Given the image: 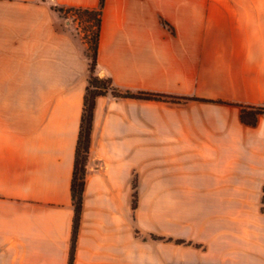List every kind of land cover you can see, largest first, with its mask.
I'll return each mask as SVG.
<instances>
[{"label": "crops", "instance_id": "obj_1", "mask_svg": "<svg viewBox=\"0 0 264 264\" xmlns=\"http://www.w3.org/2000/svg\"><path fill=\"white\" fill-rule=\"evenodd\" d=\"M53 7L99 0H0V264H69L89 62ZM97 62L179 100L97 98L72 264H264V116L240 120L264 106V0H104ZM135 178L163 214L132 209Z\"/></svg>", "mask_w": 264, "mask_h": 264}, {"label": "trees", "instance_id": "obj_2", "mask_svg": "<svg viewBox=\"0 0 264 264\" xmlns=\"http://www.w3.org/2000/svg\"><path fill=\"white\" fill-rule=\"evenodd\" d=\"M104 0H99L97 10L70 8L63 9L53 7L61 15L67 17L70 14H76L85 18V31L92 29V40L84 36L83 42L86 46V57L89 62V76L83 99V110L81 115L80 127L75 148L74 165L71 179V198L74 210L73 226L71 234V244L69 251V264H72L74 249L77 241L78 230L83 209V193L86 181L87 162L91 145V133L93 127V117L95 104L98 97L110 94L114 98L144 100V101H163L176 102L179 99L170 95L151 93V92H132L129 90H119L113 85L110 77L98 75L97 58L99 45V32L101 25L102 8ZM86 35V34H85ZM183 100H197L193 98H182ZM206 101V100H200ZM207 102V101H206ZM259 116H264V106H240V120L246 126L254 127L257 124ZM132 209L137 207V189L136 182H133ZM150 238L155 241L170 242L176 245L198 246L192 241L171 237H158L151 234Z\"/></svg>", "mask_w": 264, "mask_h": 264}, {"label": "rangeland", "instance_id": "obj_3", "mask_svg": "<svg viewBox=\"0 0 264 264\" xmlns=\"http://www.w3.org/2000/svg\"><path fill=\"white\" fill-rule=\"evenodd\" d=\"M67 16L75 24L77 34L81 37V39L83 40V37L86 36L89 39V41H91L92 40V29H89V32L85 31V21H86L84 20L85 18L83 19L77 16L76 14H70ZM134 182H136V178ZM189 196H193V195L189 194ZM140 197L142 198V201H143L142 211L144 215L148 214L151 211H154L157 214H163L165 212L163 206H153L152 205L153 203H152L150 190L148 189H145L142 191L137 190V201H139ZM171 211L173 215L188 214V213L195 214V207L194 206H172Z\"/></svg>", "mask_w": 264, "mask_h": 264}]
</instances>
